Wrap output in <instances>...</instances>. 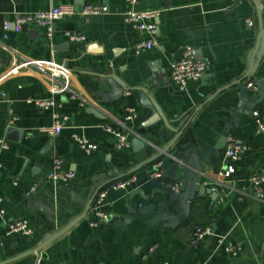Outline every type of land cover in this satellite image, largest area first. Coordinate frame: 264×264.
<instances>
[{"label": "crops", "instance_id": "0c3cea01", "mask_svg": "<svg viewBox=\"0 0 264 264\" xmlns=\"http://www.w3.org/2000/svg\"><path fill=\"white\" fill-rule=\"evenodd\" d=\"M61 4H72L75 13L54 22L50 39L37 25L3 39V20ZM83 4L105 5L107 11L83 15ZM137 7L160 10L156 45L140 54L133 47L147 35L124 23V0H0V78L14 59H48L70 71L77 97L50 94L37 70L21 69L0 81L7 94L0 101V141L7 145L0 146V264L264 262V197L253 198L247 186L251 174L264 175V134L251 115H264V0H139ZM65 30L83 33L85 41L69 42ZM184 45L210 66L179 91L169 79V64ZM35 98H52L56 106L40 109L28 102ZM90 107L102 117L87 112ZM126 107L137 112L129 123L123 122ZM9 109L17 116L11 127ZM53 111L67 119L51 137L45 129ZM106 125L126 131L130 147L118 150ZM73 134L96 149L86 153ZM229 137L248 149L212 198L207 190L223 166ZM133 138L140 142L136 149ZM54 157L73 172L71 179H45ZM158 160L165 180H184L179 194L149 178ZM130 175L137 178L131 189L107 193V219L89 226L96 193ZM32 183L36 189L26 196ZM16 219L27 220L30 234H6ZM195 225L211 226L240 246L239 254L216 248L214 236L192 245Z\"/></svg>", "mask_w": 264, "mask_h": 264}, {"label": "built area", "instance_id": "2783aa9c", "mask_svg": "<svg viewBox=\"0 0 264 264\" xmlns=\"http://www.w3.org/2000/svg\"><path fill=\"white\" fill-rule=\"evenodd\" d=\"M241 0H231L232 3H237ZM139 0H124V9L122 12V18L124 23L130 25L134 30L145 33L147 39L137 42L133 47L135 54H140L143 51L151 50L156 45V33L157 24L156 19L160 14L158 9H139L137 7ZM107 11V7L101 4H83L80 8V13L86 14H98ZM75 13L72 4H61L52 6L49 9L34 11L31 13L17 14L12 21L7 19L2 22L3 39H6L9 31L19 33L23 27L29 25H37L44 29L46 38L50 39L53 34L54 22L70 14ZM247 26H253L251 19H246ZM64 35L71 43H82L85 41V36L79 31L65 30ZM210 66L209 60L196 59L193 55V48L189 45L180 47V53L177 59H174L169 64V79L179 91H185L188 85L192 82L200 80L206 69ZM21 69L37 70L40 72L46 82L49 85L50 94L69 93V98L77 99L76 95L71 92L70 88V71L52 60L48 59H35V60H12L11 67L5 72L0 81L5 80L8 75L15 74ZM249 87L255 88L252 83L248 84ZM7 94L0 90V101L6 98ZM28 102L33 103L40 109H52L56 106L55 101L52 98H35L28 99ZM83 106L82 103L79 104ZM254 119L256 128L259 132L264 134V115H261L258 110L251 112ZM137 116V112L133 107H126L123 122H132ZM53 122L51 126L45 130L53 137L58 135L64 127L66 116H62L58 112L52 113ZM17 116L8 110L7 126L11 127L15 124ZM105 129L108 133L112 134L115 138V147L120 149L129 148L130 137L126 131L120 127L106 125ZM72 139L78 144V146L86 153L96 149V145L90 143L86 138L78 134H73ZM2 148H7V145L0 141ZM248 149V145L242 142H236L233 138L227 139L226 148L223 156V166L219 172H217L215 179L211 182L210 189L214 192H219L222 183H225L226 179L231 178V175L235 172L233 162L238 160L241 155ZM163 162L161 160L156 161L149 173V178L152 180H159L164 185L165 189L170 194H179L184 187V180L182 178H172L171 180H165L164 172L162 169ZM74 176L70 170L62 169V160L59 157H54L52 160V168L45 176L46 180L51 181L54 184L60 182H66ZM137 178L135 175H130L126 178L116 180L107 187L100 189L94 196L92 203L87 213V221L89 226H96L103 222L108 217V211L106 209V196L109 190H124L131 189L135 184ZM16 184V181H13ZM37 184L32 183L26 190L25 195H31ZM247 186L251 191V195L255 199H262L264 197V175L260 173H253L249 176ZM242 199V196L238 197ZM1 202V198H0ZM4 215V210L0 208V217ZM31 229L25 219H16L7 224L6 234L19 233L22 235L30 234ZM205 236L215 237V246L220 248L225 254L230 256H237L240 252V246L228 241L224 236L215 235L213 228L209 225H195L192 229L190 242L192 245H196ZM151 249V248H150ZM166 264V263H164ZM255 264H264L263 261H256Z\"/></svg>", "mask_w": 264, "mask_h": 264}, {"label": "water", "instance_id": "95a60500", "mask_svg": "<svg viewBox=\"0 0 264 264\" xmlns=\"http://www.w3.org/2000/svg\"><path fill=\"white\" fill-rule=\"evenodd\" d=\"M80 3V2H79ZM82 6V5H81ZM156 22H157V20H156ZM193 55H194V51H193ZM194 57L196 58V59H201V58H197L195 55H194ZM154 72H159L160 73V71H154ZM154 75H156V73L154 74ZM87 112H90V113H92V114H94V115H96V116H99V117H102V115L100 114V112H98V111H96L94 108H92V107H90V108H87ZM11 131V129L10 130H8V132H10ZM140 142H139V140L137 139V138H133L132 139V145L134 146V148L136 149V147H138V146H140V144H139ZM208 192H210L212 195V198L213 197H217V193L216 192H214V191H212L210 188H208V190H207Z\"/></svg>", "mask_w": 264, "mask_h": 264}]
</instances>
